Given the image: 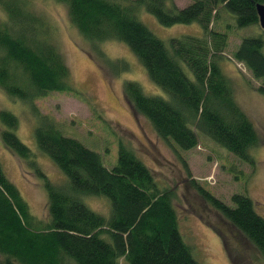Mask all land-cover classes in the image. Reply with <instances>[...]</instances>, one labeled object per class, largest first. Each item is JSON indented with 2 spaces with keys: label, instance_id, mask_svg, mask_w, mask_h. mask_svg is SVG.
Listing matches in <instances>:
<instances>
[{
  "label": "trees",
  "instance_id": "trees-1",
  "mask_svg": "<svg viewBox=\"0 0 264 264\" xmlns=\"http://www.w3.org/2000/svg\"><path fill=\"white\" fill-rule=\"evenodd\" d=\"M55 1L66 5L71 25L85 40L124 44L163 91L164 97L146 95L135 81L123 82L127 104L150 122L161 139L187 151L198 145L197 132L202 133L239 160L253 164L249 150L259 144V136L236 104L232 85L221 69L228 35L212 25L224 11L233 16L237 28L259 26L256 6H264V0H188L184 8L173 0ZM0 7L6 14L0 22V89L35 116V100L50 93L77 94L63 57L43 34L27 1L0 0ZM142 8L163 27L196 23L202 35L164 42L139 20ZM233 59L261 80L256 90L264 96V32L244 36ZM105 65L117 75L127 71L122 62L105 59ZM36 118L35 144L67 182L54 185L36 169L47 193L48 221L42 223L30 214L0 162V264H118L119 258L127 264H202L180 234L173 191L158 186L133 150L119 144L117 163L108 169L98 153L65 137L52 118ZM0 123L4 146L31 164V150L16 135L17 117L0 111ZM191 183L234 229L239 257L252 247L264 260V219L251 199L234 194L228 206L195 181ZM89 196L108 199V217L85 204ZM232 262L242 264L238 259Z\"/></svg>",
  "mask_w": 264,
  "mask_h": 264
},
{
  "label": "rangeland",
  "instance_id": "rangeland-1",
  "mask_svg": "<svg viewBox=\"0 0 264 264\" xmlns=\"http://www.w3.org/2000/svg\"><path fill=\"white\" fill-rule=\"evenodd\" d=\"M26 1L29 10L39 20L43 34L63 57L69 69V82L78 92L50 93L35 100V116L26 105L8 98L0 89V111L11 112L17 117L16 135L31 150L32 165L13 155L1 137L0 162L7 178L26 202L30 214L42 223L48 221L44 179L37 175L36 169L54 185L67 182L53 161L40 153L35 144L36 117L43 115L52 118L65 137L75 139L98 153L108 169L117 163L119 144L133 150L135 156L152 171L158 186L173 191L180 234L194 250L197 261L202 264H233L232 261L238 259L242 264H264L252 247L245 258L239 257L234 229L191 186V181H195L228 206H231L232 195H244L251 199L255 212L264 219V96L256 90L261 80L254 79L243 64L233 59L240 40L262 32L260 26L237 28L233 16L224 11L218 13L212 25L213 30L228 35L221 69L232 85L236 104L251 120L259 136V144L249 150L253 164H248L198 132L199 142L195 148L183 151L173 144L170 146L156 134L147 119L131 110L123 97V82L127 80L138 83L146 95H165L149 80L128 48L116 41L97 43L85 40L71 25L63 3L55 0ZM173 1L178 8L189 4L188 0ZM5 15L0 7V22ZM138 18L164 42L171 38L202 35L196 23L163 27L143 8L139 10ZM105 59L122 62L127 71L115 74L105 65ZM183 68L189 73L185 66ZM1 131L0 123V134ZM84 202L94 212L109 216L108 199L89 196ZM118 264L127 263L124 258H119Z\"/></svg>",
  "mask_w": 264,
  "mask_h": 264
},
{
  "label": "water",
  "instance_id": "water-1",
  "mask_svg": "<svg viewBox=\"0 0 264 264\" xmlns=\"http://www.w3.org/2000/svg\"><path fill=\"white\" fill-rule=\"evenodd\" d=\"M257 15H258V22L261 30L264 32V6L257 5L256 6Z\"/></svg>",
  "mask_w": 264,
  "mask_h": 264
}]
</instances>
